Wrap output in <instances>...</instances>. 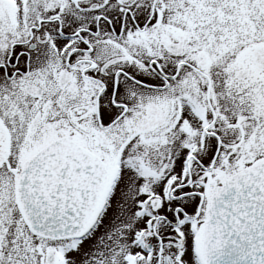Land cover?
I'll return each mask as SVG.
<instances>
[{"label": "snow or ice", "instance_id": "snow-or-ice-1", "mask_svg": "<svg viewBox=\"0 0 264 264\" xmlns=\"http://www.w3.org/2000/svg\"><path fill=\"white\" fill-rule=\"evenodd\" d=\"M0 264H264V0H0Z\"/></svg>", "mask_w": 264, "mask_h": 264}]
</instances>
